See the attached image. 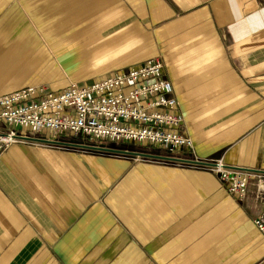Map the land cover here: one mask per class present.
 <instances>
[{"label":"crops","instance_id":"obj_1","mask_svg":"<svg viewBox=\"0 0 264 264\" xmlns=\"http://www.w3.org/2000/svg\"><path fill=\"white\" fill-rule=\"evenodd\" d=\"M151 58L193 140L175 157L264 170V0H0V95ZM65 139L0 152V264H264L254 181L237 199L160 147Z\"/></svg>","mask_w":264,"mask_h":264},{"label":"built area","instance_id":"obj_2","mask_svg":"<svg viewBox=\"0 0 264 264\" xmlns=\"http://www.w3.org/2000/svg\"><path fill=\"white\" fill-rule=\"evenodd\" d=\"M183 124L174 85L164 76L160 58L84 84L72 83L56 92L32 85L0 95V152L26 141L30 134L47 132L55 143H64L67 136L88 137L128 148L134 144L156 146L164 149L167 159L193 160L175 157L181 150L193 148ZM203 165L237 199L247 195L250 181L256 183L259 195L264 193V170L228 165L223 159ZM253 222L264 235V209Z\"/></svg>","mask_w":264,"mask_h":264},{"label":"rangeland","instance_id":"obj_3","mask_svg":"<svg viewBox=\"0 0 264 264\" xmlns=\"http://www.w3.org/2000/svg\"><path fill=\"white\" fill-rule=\"evenodd\" d=\"M117 145H118V144H117ZM120 146H121V145H120ZM123 146H124V145H123ZM123 146H122V147H123ZM144 148H149V149L151 148V149H152V148H156V147H153V146H151V145L148 146V145H140V144H134V145H132V146L129 147V148L124 146V149H126V150H129V149L131 150V149H133V150H137V151H139V150H144ZM5 150H6V149H5ZM3 151H4V150H3Z\"/></svg>","mask_w":264,"mask_h":264},{"label":"water","instance_id":"obj_4","mask_svg":"<svg viewBox=\"0 0 264 264\" xmlns=\"http://www.w3.org/2000/svg\"><path fill=\"white\" fill-rule=\"evenodd\" d=\"M70 144H72V143H70ZM97 148H99V149H106V148H103V147H97ZM109 150H112V151H120V150H116V149H109ZM123 152H127V153H129V151H123ZM171 159H176V158H173V157H170ZM183 161H189V162H196V163H198V164H200V163H202V164H204L203 162H200V161H193V160H186V159H182Z\"/></svg>","mask_w":264,"mask_h":264}]
</instances>
